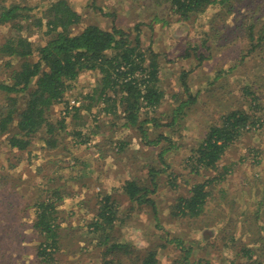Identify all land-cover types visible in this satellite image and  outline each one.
<instances>
[{
    "label": "rangeland",
    "instance_id": "rangeland-1",
    "mask_svg": "<svg viewBox=\"0 0 264 264\" xmlns=\"http://www.w3.org/2000/svg\"><path fill=\"white\" fill-rule=\"evenodd\" d=\"M28 1L45 6L51 0ZM68 1L83 17L74 32L89 24L118 27L132 39L140 33L141 46L160 54L159 87L165 97L156 111L149 108L148 116H155L160 125L144 124L147 141L139 129L125 126L120 112L106 114L105 104L96 100L99 93L86 97L101 78L99 70L88 69L49 111L55 133L42 129L18 157L7 134H0V264H43L37 257L43 238L32 227V205L54 190L63 194L57 202L61 239L56 264H104L113 256L117 263L141 264V258L154 250L158 264H250L249 251L254 258H264V51L241 61L248 47L246 20L255 12L252 19L264 22V0H231L230 6H212L189 21L177 20L170 4L162 0ZM219 11L226 23L216 18ZM30 21H22L23 33L36 45L43 43L44 30L29 29ZM9 32L17 30L1 24L0 41ZM200 55L205 56L203 61ZM5 62L6 57H0V82L10 80ZM184 73L189 90L183 84ZM251 84L258 93L245 91L243 87ZM190 93L198 95L197 102L174 112ZM70 101L74 106H68ZM234 109L252 113L255 121L230 145L218 169L196 172L189 160L194 149L210 126L221 124L223 115ZM146 110L141 111V120ZM159 134L170 141L149 142ZM44 137H53L56 145L48 146ZM120 142H126L123 151L118 150ZM152 168L160 172L158 188L150 194L159 222L149 204L132 202L122 190L129 178L151 185ZM221 173V180L214 178ZM207 180L210 194L202 214L175 215L178 198L190 195L194 183ZM107 192L118 206L108 245L124 243L131 254L99 245L103 239L90 226ZM129 234L141 242H133Z\"/></svg>",
    "mask_w": 264,
    "mask_h": 264
},
{
    "label": "trees",
    "instance_id": "trees-1",
    "mask_svg": "<svg viewBox=\"0 0 264 264\" xmlns=\"http://www.w3.org/2000/svg\"><path fill=\"white\" fill-rule=\"evenodd\" d=\"M162 1L170 4L171 10L180 21H189L194 15H199L215 5L224 7L231 5V0ZM44 4L45 6H32L28 0H0V25L8 24L12 30H17L16 33L9 32L4 37V41H0V57H6L5 66L9 68L10 78L9 81L0 82V94L4 95V101L0 105V134H7V142L9 147L14 149V156L18 157L22 151L28 149L32 136L42 129L46 128L47 134L55 133L56 125L49 120V111L53 105L64 99L72 87V82L80 76V73L88 69L99 70L101 78L93 92L86 97L93 99L99 93L96 100H101L105 104L103 111L106 114L117 116L120 112L125 119V126L139 129L142 136L147 139L149 135L144 124L153 121L156 125H160L155 116L148 117L149 108L156 111L165 97V92L159 87L160 54L141 46L140 33H136L132 39L131 33L118 27L106 29L98 24H89L80 32H74V27L82 23L83 17L68 0H51ZM36 10L41 14H37ZM249 16L250 21L246 20L248 47L247 53L241 57L242 62L247 61L248 56L250 60L264 51V22L260 19H252L255 12ZM216 18H223L226 23V18L220 11ZM28 20H31L28 24L29 29L34 26L40 31L44 30L46 39L43 43L36 45L27 34L23 33L26 26L22 21ZM200 58L203 61L205 56L200 55ZM187 75V73L183 74V84L189 90ZM243 88L250 94L258 93V88L253 90V84ZM197 96H192L190 93L189 99L182 101L174 112H181L184 106L197 102ZM85 107L90 109L91 105ZM145 109L147 116L141 120L140 113ZM176 120L174 115L173 121ZM254 121V115L243 109L226 112L222 123L211 125L203 140L194 149L189 159L192 163L191 167L196 172L201 169H218L219 161L227 149L241 136L248 124ZM61 124L64 125V122ZM76 134L80 135V132L77 131ZM43 139L48 146L56 145L53 137ZM86 139L89 140L88 137ZM161 140L170 141V138L159 134L149 142L155 144ZM125 143L118 144L119 151L124 150ZM226 170L228 167H225L224 173ZM159 173L156 169L150 170L151 185L137 178H129L124 181L122 188L132 202L149 204L158 222L160 220L156 216L158 206L150 194L158 188ZM222 175L223 173L214 178L221 180ZM8 176L3 174L1 177L8 178ZM209 182L207 180L194 183L190 195L179 197L174 209L175 215L200 216L208 202L210 193L206 186ZM62 199L63 194L54 190L52 195L39 198L32 205L35 210L32 227L43 238L37 246V257L43 264L57 263L56 254L61 239L57 202ZM100 204L98 217L90 226L103 239L99 245H108L111 231L118 218V206L108 192L102 197ZM108 248V251L118 249L131 254L128 246L121 242L111 243ZM249 252L252 260L250 264H264V258H254V252ZM158 262L155 250L149 251L141 258V264H158ZM116 263L117 259L113 256V260L104 264ZM119 263L123 264L120 260Z\"/></svg>",
    "mask_w": 264,
    "mask_h": 264
},
{
    "label": "clouds",
    "instance_id": "clouds-1",
    "mask_svg": "<svg viewBox=\"0 0 264 264\" xmlns=\"http://www.w3.org/2000/svg\"><path fill=\"white\" fill-rule=\"evenodd\" d=\"M127 238L131 239L135 243H140L141 242V241H139L138 236H135V235L129 234V236Z\"/></svg>",
    "mask_w": 264,
    "mask_h": 264
},
{
    "label": "built area",
    "instance_id": "built-area-1",
    "mask_svg": "<svg viewBox=\"0 0 264 264\" xmlns=\"http://www.w3.org/2000/svg\"><path fill=\"white\" fill-rule=\"evenodd\" d=\"M69 102V101H68ZM74 103V101H70V103H69V105L68 106H74V105H72Z\"/></svg>",
    "mask_w": 264,
    "mask_h": 264
}]
</instances>
